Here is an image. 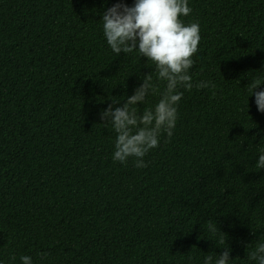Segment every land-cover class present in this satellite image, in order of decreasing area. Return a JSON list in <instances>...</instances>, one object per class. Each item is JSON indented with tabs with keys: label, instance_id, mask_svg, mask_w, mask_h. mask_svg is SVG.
I'll use <instances>...</instances> for the list:
<instances>
[{
	"label": "trees",
	"instance_id": "trees-1",
	"mask_svg": "<svg viewBox=\"0 0 264 264\" xmlns=\"http://www.w3.org/2000/svg\"><path fill=\"white\" fill-rule=\"evenodd\" d=\"M117 2L0 0V259L202 264L222 252L211 220L234 264H254L246 245L264 235V114L254 97L247 114L245 89L264 81V0H190L184 19L201 36L193 81L215 87L184 92L173 138L144 169L112 161L115 133L99 116L154 71L108 48L99 21Z\"/></svg>",
	"mask_w": 264,
	"mask_h": 264
},
{
	"label": "clouds",
	"instance_id": "clouds-1",
	"mask_svg": "<svg viewBox=\"0 0 264 264\" xmlns=\"http://www.w3.org/2000/svg\"><path fill=\"white\" fill-rule=\"evenodd\" d=\"M192 12L190 0H134L131 6L119 0L103 11L99 24L111 52L117 56L135 53L139 60L144 57L147 65H152L146 67L154 68L142 76L131 95L110 96L111 103L99 113L103 125L115 133L111 156L114 163L126 165L131 159L135 168H147L145 157L160 146L161 138L166 136L170 142L174 136L184 92L194 87H215L211 79L193 81L191 69L201 36L198 20L185 22ZM262 86L264 81L257 77L245 89L247 114L250 97H254L257 112L264 114ZM149 97H155V102L149 103ZM259 134L264 136V129ZM255 167L264 169V147L259 149ZM206 224L210 233L218 236L222 252L204 254L202 264H234L228 237L216 222L209 220ZM253 246L248 259L264 264V235L246 248ZM10 259L15 262L16 258ZM47 259L46 253L40 254L42 264ZM19 260L20 264H34L29 255H21ZM0 264L5 261L0 259Z\"/></svg>",
	"mask_w": 264,
	"mask_h": 264
}]
</instances>
